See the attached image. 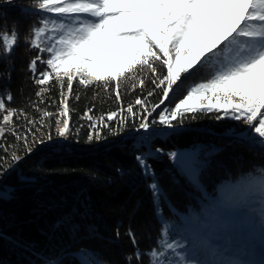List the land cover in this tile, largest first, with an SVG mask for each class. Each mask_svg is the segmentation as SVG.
Segmentation results:
<instances>
[{
	"label": "snow or ice",
	"instance_id": "snow-or-ice-1",
	"mask_svg": "<svg viewBox=\"0 0 264 264\" xmlns=\"http://www.w3.org/2000/svg\"><path fill=\"white\" fill-rule=\"evenodd\" d=\"M30 7L47 14L38 26L31 28L30 44L38 54L30 60L29 70L37 85H59L60 109L55 123L62 126L57 127L56 135L67 138L71 131L69 98L75 82L85 87L99 83L105 90L114 91L115 99L121 102L116 111L99 117L92 115L91 108L83 113L81 118L90 122L87 139H103L105 128L112 135H119L129 122L135 124L136 132L142 130V143L148 150L135 159L145 176L152 177L148 187L154 204L167 196L148 162L150 158L167 155L176 169L199 187L202 175L224 150V146L216 144L169 152L152 148V138L161 128L176 133L188 119L214 113L217 121L231 119L247 125V129L228 135L229 144L246 143L264 151V0H35ZM2 36L5 50L11 52L17 43L15 27L11 32L3 31ZM37 62L45 65L43 71H38ZM202 68L210 69L213 75L191 85L173 105L166 104L182 77ZM146 75L151 77L153 88L143 98L138 96L134 103L124 106L122 83L134 81L130 91L135 92L145 87ZM46 90L41 87L36 95L40 97ZM157 90L159 100L151 103L149 98ZM6 99L12 100L11 93ZM34 107L41 113L39 121L28 119L23 110L8 109L5 98L0 96L3 125L13 124L22 115L29 126L23 133L12 129L16 139L23 142L24 154H9L5 149V156L0 157V185L24 155L53 139L50 131L46 139H35L45 120L56 114L39 109L38 105ZM157 110L156 117L150 119ZM112 122H116L115 128L111 127ZM5 126H0V137L8 131ZM29 136L34 139L29 141ZM19 179L25 185L33 183L27 176ZM16 192L15 186L7 191L0 189V202L14 199ZM241 202L259 204L258 220L254 217L252 221L253 226L259 224V244L254 236L235 246L210 240L207 229L219 228L230 206ZM49 207L56 205L53 202ZM81 208L63 212L52 229L66 228L74 238L80 230L76 217L82 215ZM162 214L163 209L157 207V217ZM161 223L156 246L143 252L137 248L134 252L138 264L143 256H148V264H264V166H253L230 181L222 189L221 197L209 199L203 213L189 219L183 228L174 230L168 221ZM127 235L136 245L131 229ZM69 258L78 264H102L88 247L76 251L61 249L47 264H65ZM126 259L132 264L131 256Z\"/></svg>",
	"mask_w": 264,
	"mask_h": 264
},
{
	"label": "trees",
	"instance_id": "trees-1",
	"mask_svg": "<svg viewBox=\"0 0 264 264\" xmlns=\"http://www.w3.org/2000/svg\"><path fill=\"white\" fill-rule=\"evenodd\" d=\"M34 4L35 0H11V3L0 0V96L5 98L9 108L27 113L28 119L40 120L41 113L34 105L56 114L45 120L44 127L35 136V139H46L50 131L53 139L36 145L32 153L24 155L0 185L4 191L12 186L17 188L14 199L0 202V233L3 234L0 264H47L61 249L76 251L81 247L92 249L102 264H128L129 256L132 264H138L134 252L137 248L143 252L156 246L162 220L175 225L185 223L180 213L192 218L203 213L205 206L200 203L203 194L176 169L167 155H158L148 162L167 199L154 204L148 187L152 177L145 176L135 159L137 154L148 150L136 140L143 131L136 132L131 122L119 135H112L105 128L103 139L88 141L90 122L81 118L85 110L91 108L92 115L99 117L121 107L114 91L105 90L102 84L85 87L74 83L69 98L71 131L67 138L56 135L55 121L61 99L59 85L39 86L29 70L30 60L38 54L30 44L31 28L38 26L39 20L47 15L30 7ZM13 27L18 34L17 43L8 52L2 33L11 32ZM44 68L45 65L37 62L38 71ZM208 70L201 69L204 75ZM185 76L187 83L195 79L193 72ZM150 80L146 75L145 87L135 92L130 91L134 81H124L121 86L123 105L134 103L138 96H146L153 88ZM41 87L47 90L38 97L36 94ZM8 93H11V101L6 99ZM158 100L159 90L149 98L151 103ZM158 111L150 119L155 118ZM214 115L201 114L195 120L188 119L176 133L161 128L153 136L151 147L169 152L194 145L224 146L214 158L212 168L201 178L208 193L219 197L230 181L234 182L253 166H264V151L246 143L229 144L230 131L245 130L247 125L231 119L217 121ZM7 127V133L0 137V157L5 156V149L9 154L16 151L23 155V142L16 139L12 129L25 132L29 127L27 120L21 115ZM111 127L115 128L116 122H112ZM32 139L29 136V141ZM21 176L30 177L33 183H21ZM53 202L56 207L50 208ZM73 207L81 208L82 213L76 217L80 230L74 238L66 228L53 230L51 227L58 216ZM157 207L163 209L162 217H157ZM129 229L136 245L127 235ZM148 260V256H143L140 264H148ZM69 262L78 264L71 258L65 264Z\"/></svg>",
	"mask_w": 264,
	"mask_h": 264
},
{
	"label": "rangeland",
	"instance_id": "rangeland-1",
	"mask_svg": "<svg viewBox=\"0 0 264 264\" xmlns=\"http://www.w3.org/2000/svg\"><path fill=\"white\" fill-rule=\"evenodd\" d=\"M196 72V71H195ZM193 72L195 79L191 80L189 83H187L184 79H186L185 75L182 77V82H179V86L175 89V92L171 96V100L166 102L168 105H173L174 102H176L179 98H182L183 95L186 94L187 89L194 85L195 83L201 82L202 80L209 79L213 73L209 69L207 74L204 75L201 69L197 70V73ZM182 92V93H181ZM180 93V95L178 94ZM6 107L9 108L7 105ZM2 120V117H1ZM0 126H5L3 123H0ZM10 126L6 125L5 127ZM62 126V125H58ZM8 128V127H7ZM247 129V128H246ZM232 132V130L230 131ZM155 136V135H154ZM139 143H142V141H137ZM193 146L183 147L179 148L175 151H184L191 149ZM201 190L202 197L200 198V203L205 206L209 199H218L221 196H213L208 193L205 186L203 185L202 181L199 186ZM182 219L185 223H178L173 225L174 230L183 228L186 224V222L191 219L192 217H189L188 215L181 214ZM259 217V204L253 203V204H246V203H236L230 206V210L227 215L223 217V220L221 222V225L219 228H215L210 226L209 229H207V234L210 240L213 242H217L220 244H226V245H239L242 244L245 240H247L250 236L255 237V242L258 245L260 242V229L258 222L253 226V218ZM163 219H165L163 217ZM258 258V255L255 257Z\"/></svg>",
	"mask_w": 264,
	"mask_h": 264
},
{
	"label": "bare ground",
	"instance_id": "bare-ground-1",
	"mask_svg": "<svg viewBox=\"0 0 264 264\" xmlns=\"http://www.w3.org/2000/svg\"><path fill=\"white\" fill-rule=\"evenodd\" d=\"M145 134L143 133V134H141L140 136V138H136V140H138V141H140V140H142L141 138L144 136Z\"/></svg>",
	"mask_w": 264,
	"mask_h": 264
}]
</instances>
